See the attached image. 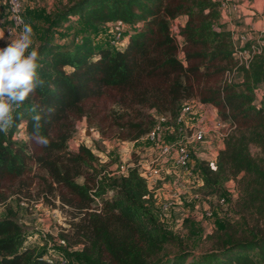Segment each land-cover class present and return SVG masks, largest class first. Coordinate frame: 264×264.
<instances>
[{
	"label": "trees",
	"instance_id": "obj_1",
	"mask_svg": "<svg viewBox=\"0 0 264 264\" xmlns=\"http://www.w3.org/2000/svg\"><path fill=\"white\" fill-rule=\"evenodd\" d=\"M178 19L183 22L177 40L170 24ZM220 19L215 0H71L53 15L60 25L78 20L105 31L107 23L121 20L128 26L119 48L97 46L92 34L67 46L41 42L36 49L43 57L38 74L44 84L16 108L9 132H0V182L21 180L34 163L51 183L47 191L55 184L61 202L77 212L72 242L58 236L67 257L79 264H264L259 223L264 218V49L227 82L224 75L235 68V52L231 33L217 30ZM192 100L212 108L216 119L230 126L214 163L198 162L200 186L193 193L209 199L232 181L240 186L234 204L239 220L213 231L209 249L200 255L163 231L156 200L136 170L109 176L85 145L68 151L76 122L85 120L102 137L133 143L154 125L147 111L174 123ZM22 128L26 139L13 140ZM37 135L47 144L38 143ZM96 200L99 210L92 208ZM14 215L8 210L0 218V264H49L43 251L22 250L23 231ZM168 246L177 252L170 255ZM73 247L79 249L67 252Z\"/></svg>",
	"mask_w": 264,
	"mask_h": 264
},
{
	"label": "rangeland",
	"instance_id": "obj_2",
	"mask_svg": "<svg viewBox=\"0 0 264 264\" xmlns=\"http://www.w3.org/2000/svg\"><path fill=\"white\" fill-rule=\"evenodd\" d=\"M45 1L47 3L44 4L40 0V7H32L33 0H29L30 6H28L32 7V9L24 11L25 24L30 25L33 30V47L36 48L47 39L59 45L67 46L68 40L79 42L84 35L88 34H92L97 46L108 43L107 40L110 39V35L106 31L85 25L78 20L68 23V25L53 23V12L57 14L71 0H52L54 3L52 7H47L51 0ZM0 19L3 20V25H0L2 30L3 26L8 23L6 0H0ZM170 27L174 29L172 23ZM3 45L4 42L0 45V48H3ZM197 103V101L192 100L187 104L191 110H194L198 106ZM103 104L104 102L99 106L101 107ZM106 106L108 109H116L114 105L110 106L107 104ZM147 114L152 115L153 112L147 111ZM215 121H213L212 116L209 118V123L212 125H209V128H205L209 132L207 137L214 136L212 130ZM9 130L5 133H8ZM25 139L26 136L24 139L17 141H24ZM169 140L170 137H165V141ZM75 143L83 144L92 150L99 163L107 166L106 172L115 170V166L118 165L119 161H124L125 163H131L135 160L148 161L152 157V152L147 148L146 142L131 143L121 141L115 136L102 137L98 130L93 126H89L85 120L76 122L72 138L68 142L69 152H76L74 150ZM194 146L196 147V145ZM256 152L255 149L251 151L252 154H256ZM206 159L210 162L211 157ZM197 163V158L192 154L191 166L194 173H198ZM29 168L28 174L17 182H0V218L4 217L8 210L15 214V220L22 227L24 236L22 250L28 249L31 252L43 251L45 255H49L51 252L59 253L64 246L58 244V236L64 235L70 243L72 242V224L79 220L73 218L77 212L61 202L58 197L59 190L55 184L51 185V192L47 191L51 183L43 170L39 169L34 163H30ZM182 181L187 193L182 195L181 204L177 209L169 213L170 218H163L161 226L167 235L179 240L183 248L194 255H200L209 249L210 242L207 237L213 231L221 230L226 221L234 222L239 220L234 204L240 197V186L237 182L232 181L224 187L219 196L194 200L190 196L197 194L193 193L197 187L192 189V180L187 177H184ZM76 182L80 184L82 178H76ZM165 192L167 190L164 189L163 193ZM63 194L66 198L70 196L66 191H63ZM92 208L93 210H99L101 201H94ZM156 210H159L157 205ZM90 211L92 212V210ZM208 214L211 215L208 216ZM246 220L252 223L248 215H246ZM259 223L264 228V218L259 219ZM77 249L79 247H73L69 250L67 249V252ZM166 249L170 255L177 252V248L174 246H168ZM69 259L72 264H79L74 259Z\"/></svg>",
	"mask_w": 264,
	"mask_h": 264
},
{
	"label": "built area",
	"instance_id": "obj_3",
	"mask_svg": "<svg viewBox=\"0 0 264 264\" xmlns=\"http://www.w3.org/2000/svg\"><path fill=\"white\" fill-rule=\"evenodd\" d=\"M220 4V11L230 7L234 0H215ZM6 13L8 23L3 27L1 33L4 34V45L7 46L9 40L15 39L23 31L25 25L24 5L22 0H6ZM174 29L170 27L171 34L177 38L179 25L173 23ZM104 30L110 35L108 44L111 47L119 48L126 41L128 26L121 20L107 23ZM11 33V36H10ZM242 46L233 45L235 68L232 72H226L224 79L231 82L234 79L235 70L237 68H247L256 54H260L264 49V41L259 37L253 43H248L245 37L240 38ZM202 106L201 104H198ZM191 108L188 104L184 105L174 123L170 122L167 116L153 113L154 125L150 132L138 141L146 142L147 148L152 152V157L148 161H133L125 163L119 161L115 166V170L108 173L109 176L124 177L130 170H136L139 177L144 181L149 192L153 194L156 205L159 206L157 213L160 221L170 212L177 209L181 204V197L187 191L183 186L182 179L187 177L192 180V189L200 186L198 173L191 166L193 148L192 146L201 144L207 139L205 128L199 126H188L184 115L189 113ZM206 113V111L204 112ZM228 123L216 120L213 134H217L219 139L223 141L226 133L230 130ZM25 132L22 128L17 131L12 139H24ZM165 137H170L169 141H165ZM136 141V142H138ZM135 143V142H134ZM79 144L75 143L74 150L77 151ZM214 162L210 161L212 165ZM164 189L167 192H164ZM194 200H201L199 194L190 196ZM161 200V201H160ZM99 202L98 200H96ZM211 214H208L210 216ZM59 245L65 246L63 240L57 241ZM49 264H72L71 260L62 252L45 255Z\"/></svg>",
	"mask_w": 264,
	"mask_h": 264
},
{
	"label": "clouds",
	"instance_id": "obj_4",
	"mask_svg": "<svg viewBox=\"0 0 264 264\" xmlns=\"http://www.w3.org/2000/svg\"><path fill=\"white\" fill-rule=\"evenodd\" d=\"M0 39H4L3 33H0ZM42 59L38 49L33 47V30L27 24L17 38L0 48V132H7L16 124V108L44 84L38 74V69L42 67L38 62ZM40 119L38 114L33 117L37 131ZM36 140L47 144L42 136L37 135Z\"/></svg>",
	"mask_w": 264,
	"mask_h": 264
},
{
	"label": "crops",
	"instance_id": "obj_5",
	"mask_svg": "<svg viewBox=\"0 0 264 264\" xmlns=\"http://www.w3.org/2000/svg\"><path fill=\"white\" fill-rule=\"evenodd\" d=\"M22 1L24 11H26V9H32V7H40V0H33L31 8L29 7V0ZM42 1L44 4L47 3L45 0ZM52 5H54V3L51 0L47 7H52ZM54 13L55 12H53V15ZM2 21L3 20L0 19V25H3ZM182 22L183 20L178 19L173 23L180 25ZM217 30L230 32L233 43L236 45L242 46L243 43L240 42L241 37L246 38L247 44L253 43L264 34V0H234V3H232L230 7L221 11V19L217 24ZM3 42L4 39H0V45H2ZM205 111L206 113H204ZM211 116L213 121H215V112L212 108L205 105H198L194 110H191L184 115V119L188 126L209 128V125H212L209 123V118ZM194 147L193 155L197 158L198 162L201 160H207V157H211L210 161L214 162L218 152L223 149V141L219 139L217 134H214V136L207 137L205 142L198 144V146L196 145L195 148ZM196 167H198V163ZM164 218L169 219L170 214H167Z\"/></svg>",
	"mask_w": 264,
	"mask_h": 264
}]
</instances>
